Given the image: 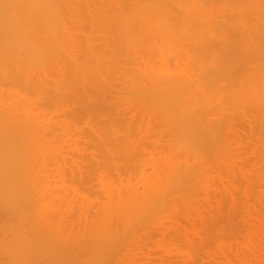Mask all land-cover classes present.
<instances>
[{
  "label": "bare ground",
  "instance_id": "6f19581e",
  "mask_svg": "<svg viewBox=\"0 0 264 264\" xmlns=\"http://www.w3.org/2000/svg\"><path fill=\"white\" fill-rule=\"evenodd\" d=\"M0 264H264V0H0Z\"/></svg>",
  "mask_w": 264,
  "mask_h": 264
}]
</instances>
